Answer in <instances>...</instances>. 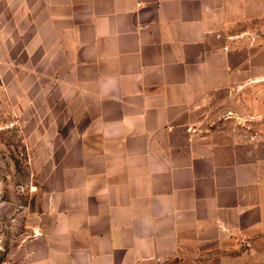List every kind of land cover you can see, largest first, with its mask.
I'll use <instances>...</instances> for the list:
<instances>
[{
  "label": "crops",
  "instance_id": "crops-1",
  "mask_svg": "<svg viewBox=\"0 0 264 264\" xmlns=\"http://www.w3.org/2000/svg\"><path fill=\"white\" fill-rule=\"evenodd\" d=\"M262 41L264 0L0 9L2 80L62 115L24 264H264Z\"/></svg>",
  "mask_w": 264,
  "mask_h": 264
},
{
  "label": "rangeland",
  "instance_id": "rangeland-1",
  "mask_svg": "<svg viewBox=\"0 0 264 264\" xmlns=\"http://www.w3.org/2000/svg\"><path fill=\"white\" fill-rule=\"evenodd\" d=\"M13 0H0V9L12 8ZM16 51V50H15ZM261 73L264 75V41L261 45ZM8 57L12 50L6 52ZM26 62L24 53L20 61ZM20 73V81L12 78L6 68V78L0 76V264H24L26 241L35 236L34 227L42 223L45 197L44 182L51 161L47 155L58 148L45 143L46 137L56 138L60 130L45 129V122L60 120V113L49 115L52 99L34 95L43 81L30 80L28 66ZM37 84V85H36ZM259 90H243L241 103L248 106L260 101L261 122H264V80ZM46 100L48 101L45 104ZM249 120L251 113H240Z\"/></svg>",
  "mask_w": 264,
  "mask_h": 264
}]
</instances>
